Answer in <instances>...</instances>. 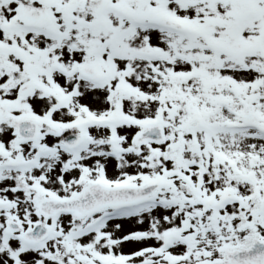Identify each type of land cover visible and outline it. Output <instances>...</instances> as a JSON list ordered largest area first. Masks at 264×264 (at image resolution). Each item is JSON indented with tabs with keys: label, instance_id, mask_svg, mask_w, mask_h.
I'll use <instances>...</instances> for the list:
<instances>
[{
	"label": "snow or ice",
	"instance_id": "1",
	"mask_svg": "<svg viewBox=\"0 0 264 264\" xmlns=\"http://www.w3.org/2000/svg\"><path fill=\"white\" fill-rule=\"evenodd\" d=\"M0 264H264V0H0Z\"/></svg>",
	"mask_w": 264,
	"mask_h": 264
}]
</instances>
